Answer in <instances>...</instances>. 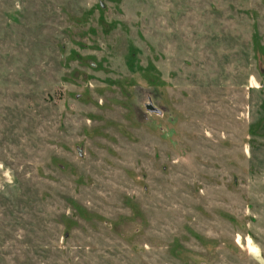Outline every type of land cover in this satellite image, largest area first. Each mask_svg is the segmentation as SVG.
I'll return each mask as SVG.
<instances>
[{
  "label": "rangeland",
  "instance_id": "rangeland-1",
  "mask_svg": "<svg viewBox=\"0 0 264 264\" xmlns=\"http://www.w3.org/2000/svg\"><path fill=\"white\" fill-rule=\"evenodd\" d=\"M0 264H264V0H0Z\"/></svg>",
  "mask_w": 264,
  "mask_h": 264
}]
</instances>
